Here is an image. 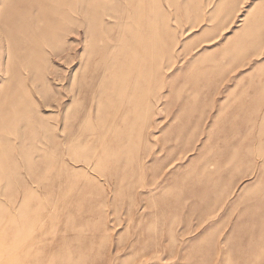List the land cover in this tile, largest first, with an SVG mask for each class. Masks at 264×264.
<instances>
[{
	"label": "rangeland",
	"instance_id": "1",
	"mask_svg": "<svg viewBox=\"0 0 264 264\" xmlns=\"http://www.w3.org/2000/svg\"><path fill=\"white\" fill-rule=\"evenodd\" d=\"M0 264H264V0H0Z\"/></svg>",
	"mask_w": 264,
	"mask_h": 264
}]
</instances>
